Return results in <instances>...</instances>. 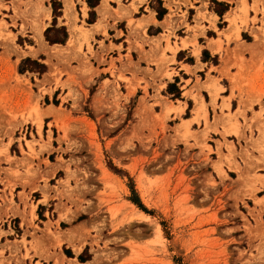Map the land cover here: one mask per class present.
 I'll return each instance as SVG.
<instances>
[{"label": "rangeland", "instance_id": "1", "mask_svg": "<svg viewBox=\"0 0 264 264\" xmlns=\"http://www.w3.org/2000/svg\"><path fill=\"white\" fill-rule=\"evenodd\" d=\"M52 1L0 0V264H264V97L250 105L264 88V42L243 46L240 33L227 35L239 109L226 115L215 104L210 117L194 94L203 109L197 117L192 105L196 118L184 121L188 110L163 84L164 71L175 72L166 54L193 38L201 10L220 7L145 0L143 9L138 0H115L113 15L92 25L86 0H57L56 27L68 38L51 44ZM244 1L242 38H264V4ZM161 5L164 34L153 37L144 13ZM230 15L224 34L241 29ZM244 51L252 57L240 70ZM27 57L47 70L21 72Z\"/></svg>", "mask_w": 264, "mask_h": 264}, {"label": "crops", "instance_id": "2", "mask_svg": "<svg viewBox=\"0 0 264 264\" xmlns=\"http://www.w3.org/2000/svg\"><path fill=\"white\" fill-rule=\"evenodd\" d=\"M138 1H139L138 7L140 6L141 8L146 9V5L144 4L145 0H138ZM194 1L197 3V5L195 6L201 5L202 0H194ZM211 1L212 0H206L204 2L207 3V5L209 6L211 4ZM216 1L229 4V9L225 11L222 16L225 17V19L228 22L227 27L221 28L219 26L221 16L217 12L209 10L210 12H208L207 14L205 10H201V15H199V19H200L199 25L197 23L192 25V27H194L193 30L195 32L193 38L182 37L181 40L177 42L178 49L175 52L169 51L170 53L166 54V56L169 58L168 60H170V64H169L170 69L174 70L175 72L166 69L164 71V76L166 77V79L165 82H163V84L169 85L172 81L175 82L176 79L179 80L177 84L181 90V98H176V99H178V101L182 103L181 108L184 109L182 113H186V111L189 109L190 102L192 103V105H195L194 94H196L200 102L205 103L207 107V112L209 113L210 117L211 115H213V111H214L213 106H215V104L218 107L216 110L217 113H220V107L223 104L222 106L224 109V113L226 115L229 114L228 112L229 110L231 112L230 114H234L239 109V108L237 109V106L239 104L240 93L238 90H235L234 95H232L233 83L231 79L235 78L233 82L237 81V76L235 73L238 71L237 69L238 65L236 66V64L233 63L234 60H232V58L227 59V55L224 50L225 48L224 43L226 42V40H228L227 35L234 36L235 32L240 33L241 44L243 46H256L259 44H263L264 42V38L257 31H254L257 36H255L253 32L254 39L250 38L249 40L248 39L244 40L241 36L243 34V32H241L242 28H245L247 25V24L243 25L242 19L246 21L248 15V7H247L248 5H246L244 0H216ZM112 2H116V1L100 0L99 4L94 8V11L96 12V17L92 25L97 24L99 20H103V19L106 20L108 16L110 17L111 15H113L111 9H109L110 7L109 4L112 5ZM132 2L133 0H131V3ZM257 2L259 4H264V2L260 0ZM84 4H87L89 9H91L87 0L84 1ZM157 13H158L157 11L151 12L150 15L144 13L145 17L143 18V22L146 23V28L148 27V29L151 28L156 29V32L152 34L153 37L164 34L161 26V22L164 20V17L163 19H159ZM228 14H231L230 15L231 20L235 22L238 27L241 28L239 32H237L236 27L233 26L229 32H227L226 34L223 33L229 29L231 24V21L226 18ZM164 16H166V14ZM250 16L253 17V14L251 13ZM114 17H118V16L115 14ZM217 17L219 18L218 22H216ZM258 17H260V15ZM204 19L208 20L204 22L206 29L203 28L204 26L201 23L202 20ZM209 21L211 22L212 25L209 24ZM110 23L112 25L113 21H110ZM170 24L172 25V23L169 21V25ZM99 27L100 24L96 27V29ZM216 33L219 34V36ZM164 45L165 42H163V47H165ZM171 45L172 47L175 46V44H171ZM156 47L157 46H154V48ZM259 48L262 49V47ZM205 50L207 51L206 58H204V54H203ZM240 57L241 58L239 60L240 62L239 66L241 70V68L244 69L247 66L246 60H249L252 57V54L249 51L246 52L244 51V56L242 54ZM214 58H217L218 60L217 64L214 62ZM153 69L155 70L156 68L154 67ZM228 70L231 73L229 76L227 74H224L225 72H228ZM258 70H261L262 71L261 74H264V64L260 63L258 66ZM167 72L173 73L171 77L166 76ZM209 72L212 76L209 79L211 81L210 85H213L212 88L213 90L218 91L219 97L216 94V99L213 98L212 92H210L207 88H205V85L202 84L207 81L205 75H207ZM198 77H201V81H198ZM214 77L220 80L219 83L220 86L216 83V79ZM199 86H204V87L203 88L201 87V89H199L200 88ZM243 89H244L243 91L246 90L245 87H243ZM263 90L264 88L255 91V93L252 95L250 105H255L257 104V102H260V100L264 97ZM260 93L261 95H263L262 97H260ZM224 99H226L225 102ZM201 103L198 102L197 105H195L196 106L195 114L197 115V117L203 109V104ZM240 109L241 110L243 109V112L245 110L244 106L243 107L241 106ZM190 111H192V109ZM247 111H248L247 114L249 115L250 110L248 109ZM255 112H259V111L256 110ZM194 117L195 115L193 113L190 114L188 117H184L182 120L184 121L191 120ZM197 125H198L197 122L194 121L192 122L193 129H195ZM201 125L202 126L205 125V122L203 120ZM213 132L214 131H212L210 135H212Z\"/></svg>", "mask_w": 264, "mask_h": 264}, {"label": "trees", "instance_id": "3", "mask_svg": "<svg viewBox=\"0 0 264 264\" xmlns=\"http://www.w3.org/2000/svg\"><path fill=\"white\" fill-rule=\"evenodd\" d=\"M218 7H220L219 9L216 10V12L222 17L224 12L227 11L229 9V4L228 3H221V2H217L216 0H212ZM89 6L91 7V11H90V15H91V20L90 23L94 22V19L96 17V12L94 11V8L99 4L100 0H87ZM52 6H53V13H54V20H53V26L47 28L46 32H45V36L46 39L51 43V44H55V43H65L67 38H68V33H67V29L66 27L62 26L60 28H57V18L58 16L61 15V11H59L62 6L61 3L57 0H53L52 1ZM157 14H158V18L159 19H163L164 15L167 13V9L162 7L157 9ZM52 31H55L56 34L54 35H50V33ZM249 40V39H248ZM204 58L207 57V51H204ZM214 62L217 64L218 60L217 58H214ZM26 70L29 71H37L40 74L44 73L47 70V66L44 63L39 62L38 60H34L30 57H27L25 59L22 60L21 64H20V71L24 72ZM179 80L176 79L175 83H177ZM174 88L175 91V99L176 98H181V90L179 87H175V84H169V91L170 89ZM172 93V92H170ZM192 107V103L190 102V108ZM189 110L188 113L186 115V117L189 116ZM111 167L113 169H115V171L117 172H122L121 169H118L116 166L111 165ZM132 192L133 194H136L135 188L132 184ZM140 209H142L143 211H145L146 213H151L149 210H147V208L141 203L140 199L136 196V197H131L130 198ZM82 261H86V259L83 258L82 255H80L79 257Z\"/></svg>", "mask_w": 264, "mask_h": 264}, {"label": "bare ground", "instance_id": "4", "mask_svg": "<svg viewBox=\"0 0 264 264\" xmlns=\"http://www.w3.org/2000/svg\"><path fill=\"white\" fill-rule=\"evenodd\" d=\"M35 5V4H34ZM43 16H45V15H43ZM40 25V24H39ZM42 28H43V24H41L40 26H38V28H36V32L38 33L39 32V35H41L42 34ZM38 29V30H37ZM71 32L73 33V35H74V32H73V30H71ZM72 36V35H71ZM73 40H72V38H70L69 39V43L70 42H72ZM53 111H54V109H53ZM53 111H49L48 112V114L50 115H54L55 113H53ZM48 114H45V115H48ZM179 129V128H178ZM57 168H58V166H55L54 168H53V172L54 171H56L57 170ZM137 215L139 216V218L140 219H146V220H149L150 219V216H148L147 214H145L144 212H139V211H137ZM158 231H160V228H158ZM65 239L64 238H60L59 239V242H62V241H64ZM94 263V261H90V262H88V263H85V264H93ZM97 263V262H96Z\"/></svg>", "mask_w": 264, "mask_h": 264}]
</instances>
